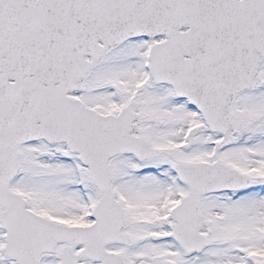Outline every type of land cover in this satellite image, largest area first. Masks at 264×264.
Here are the masks:
<instances>
[{"label":"snow or ice","instance_id":"snow-or-ice-1","mask_svg":"<svg viewBox=\"0 0 264 264\" xmlns=\"http://www.w3.org/2000/svg\"><path fill=\"white\" fill-rule=\"evenodd\" d=\"M0 264H264V0H0Z\"/></svg>","mask_w":264,"mask_h":264}]
</instances>
